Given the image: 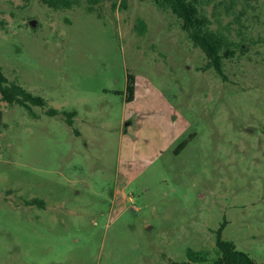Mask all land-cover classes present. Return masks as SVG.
<instances>
[{
  "label": "rangeland",
  "instance_id": "obj_1",
  "mask_svg": "<svg viewBox=\"0 0 264 264\" xmlns=\"http://www.w3.org/2000/svg\"><path fill=\"white\" fill-rule=\"evenodd\" d=\"M79 1L0 0V67L46 101L0 95V264H214L222 224L264 264V0H202L223 75L152 0Z\"/></svg>",
  "mask_w": 264,
  "mask_h": 264
},
{
  "label": "trees",
  "instance_id": "obj_2",
  "mask_svg": "<svg viewBox=\"0 0 264 264\" xmlns=\"http://www.w3.org/2000/svg\"><path fill=\"white\" fill-rule=\"evenodd\" d=\"M44 4L55 8H71L75 5L80 6L79 0H41ZM87 9L93 10L95 4L101 0H85ZM152 2L163 10H170L180 20V28L186 32L193 44L199 47L206 55L207 66H212L218 74L223 75V60L230 58L233 54V42L227 35L220 30H214L210 26L208 16L202 10V0H152ZM242 49V43H236ZM134 75L127 73L125 99L131 101L134 98ZM0 95L8 104L18 103L29 109L31 105L44 106L46 101L39 95H34L22 85L15 81H9L0 67ZM67 118L68 124L72 125L74 111H62ZM50 115L59 113L58 109L49 108ZM186 140L179 144V148L184 146ZM30 203H38L37 198L29 200ZM222 224L217 229L215 246L219 253L214 260V264H262L255 261L247 252L236 247L233 241L222 237ZM190 260L203 261L206 259L204 251L188 250ZM170 264H189L188 261H171Z\"/></svg>",
  "mask_w": 264,
  "mask_h": 264
},
{
  "label": "water",
  "instance_id": "obj_3",
  "mask_svg": "<svg viewBox=\"0 0 264 264\" xmlns=\"http://www.w3.org/2000/svg\"><path fill=\"white\" fill-rule=\"evenodd\" d=\"M30 24H31V25H34V24H35V20H31V21H30Z\"/></svg>",
  "mask_w": 264,
  "mask_h": 264
},
{
  "label": "crops",
  "instance_id": "obj_4",
  "mask_svg": "<svg viewBox=\"0 0 264 264\" xmlns=\"http://www.w3.org/2000/svg\"><path fill=\"white\" fill-rule=\"evenodd\" d=\"M134 99V98H133Z\"/></svg>",
  "mask_w": 264,
  "mask_h": 264
}]
</instances>
